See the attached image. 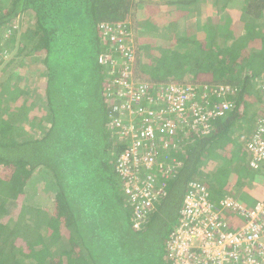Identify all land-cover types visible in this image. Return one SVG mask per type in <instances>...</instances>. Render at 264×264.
I'll use <instances>...</instances> for the list:
<instances>
[{"label": "trees", "instance_id": "16d2710c", "mask_svg": "<svg viewBox=\"0 0 264 264\" xmlns=\"http://www.w3.org/2000/svg\"><path fill=\"white\" fill-rule=\"evenodd\" d=\"M140 1L0 0V179L7 182L3 192L11 199L29 196L30 229L41 235L44 231L42 244H31L29 253L8 247V258L0 254V264H176L167 241L188 183L203 180L210 200L219 201L224 194L210 186L226 173L225 162L220 159L214 173L201 166L218 150L234 146L236 134H242L246 149V139L264 121V0L248 1L243 9L248 19L241 28L219 8L218 14L195 18L172 41L160 44L138 37L157 28L151 16L136 21L143 14ZM191 1L146 3L180 9L162 27L167 34L179 18H191ZM130 18L135 54L133 78L126 81L148 83L153 98L159 97L154 88L183 85L190 89L188 104L212 111L210 116L203 111L204 119L196 123L189 115L166 139L157 131L148 141L163 154L161 160L175 158L178 165L165 194L138 227L131 220L124 181L115 171L124 148L112 110L123 96L113 93L120 87V65L109 69L110 61L99 60L105 54L121 58L99 25ZM192 28L193 33L186 32ZM35 92L41 102L33 98ZM143 99L133 101L139 119L148 117L139 111L147 109ZM183 125L187 128L181 130ZM165 141L169 147L161 154ZM246 151L248 167L262 170L263 163L249 165L251 153ZM258 199L244 204L252 207ZM6 212L3 205L0 215ZM237 224L241 221L232 227ZM14 251L17 258L11 259Z\"/></svg>", "mask_w": 264, "mask_h": 264}, {"label": "built area", "instance_id": "2783aa9c", "mask_svg": "<svg viewBox=\"0 0 264 264\" xmlns=\"http://www.w3.org/2000/svg\"><path fill=\"white\" fill-rule=\"evenodd\" d=\"M125 24L103 22L99 28L101 34L113 43L112 48L118 52V57L127 61L121 69L125 71L123 76L120 72L116 81L124 80L123 91L127 92L129 87L135 89L130 96L123 93L112 110L118 115L114 119L118 126L117 136L124 143L115 160V171L124 181L132 206L131 220L133 226L138 227L152 212L155 201L165 194L166 182L174 175L178 165L175 158L168 161L160 159L169 147L167 141L161 144L162 155H158L148 141L154 138L157 131L164 134L160 135V139H166L177 127L176 124L187 122L189 115L193 114V122L196 123L198 119H204L203 111L207 116L212 115V111L203 110L194 102L188 104L185 99L190 95V89L182 88L183 85L169 83L157 90L154 88L159 97L153 98L148 91V83L126 81L133 78L131 66L135 45ZM101 57L105 61L111 58L108 54ZM143 97L148 101L147 109L140 108L139 111L140 114L147 112L148 117L139 119L133 101H140ZM148 103H156L158 108L151 109ZM223 106L226 107V104L223 103ZM184 128L187 127L183 125L180 129ZM172 147H177V144L172 143ZM245 147L251 153L250 166L264 164V121L258 124L255 134L246 139ZM227 211L234 214L226 216ZM238 221L241 224L232 227V222ZM167 249L176 264H264V196L252 207L240 203L230 194L215 203L210 200L204 184L191 181L183 196L178 222L169 235Z\"/></svg>", "mask_w": 264, "mask_h": 264}, {"label": "rangeland", "instance_id": "374dc122", "mask_svg": "<svg viewBox=\"0 0 264 264\" xmlns=\"http://www.w3.org/2000/svg\"><path fill=\"white\" fill-rule=\"evenodd\" d=\"M136 1L138 2L139 0H136ZM218 2H219L218 0H208L207 4L205 6H203L202 8L206 10L207 14H214V13L218 14V12H220V10H219L220 4ZM139 3L141 5V7L139 8L140 9L139 13H143V14L137 16L136 21H141L142 16H144V17L145 16H147V17L151 16L150 18L153 21V23H155L157 25V28L149 29V30H147V32H144L143 34H139L138 37H139V39H148L150 41L157 40L153 44H160L159 43L160 41L162 42L165 40H167L169 42L172 41L175 34L179 31H181L185 25H188V23H190V22L192 23L193 19H194L193 17H191L190 19L179 18L176 26L174 25V27H176V28L170 27V31L167 32V34H163L161 32L162 27L166 28V25L170 21H174L176 18L174 20H172V17L174 16L173 14L175 11L177 12L180 9H177L178 8L177 7L175 9V11H172V10L167 11L168 10L167 8H170V7H165L163 5H158V6L157 5H149L144 1H140ZM196 6L198 7L199 4ZM196 6L189 5L187 7L193 8ZM224 10L225 9H223L222 13L225 16V13L227 11L226 10L224 11ZM212 21L214 22V20H212ZM20 23L22 24L23 27H25L24 26L25 20L21 21ZM128 23H129V32L128 33L130 34V37L132 39L134 35L136 36V33H135L133 26L131 25L132 24L131 18L127 21L126 24L128 25ZM139 26L141 28L142 26H144V23L139 24ZM237 26L240 27L241 25L238 24ZM240 28L236 31L237 33L240 32V30H241ZM193 30L195 31V28H192L191 30L188 29V30H186V32L188 31V33L190 34V33H193ZM219 40H222V39L219 38ZM108 55H109V57H111L110 54H108ZM101 56H103V55H101ZM116 59H117L116 57L110 58L111 66H109V69H111V67L113 68L115 66L120 65V66H118L120 69L119 71L122 74L121 76H123V73L125 71L121 70V69L123 68L124 65H126L127 61L124 59L121 60V58H120V61H118ZM99 60L105 61L103 59V57H101ZM29 63L31 64V66H33V64H35L34 60L30 61ZM31 66H28V67L26 66L25 68H28L27 70L29 71V70H32ZM38 66H41V65L38 64ZM131 72H133V65L131 66ZM132 75H133V73H132ZM133 81H134V83L140 82L138 79H133ZM116 82L120 87L118 89H113V93H115V92H116V94L125 93L126 96H130L135 92V89L131 88V87H129V89L127 88V92L125 90L123 91V87H125L123 79H119V81H116ZM129 86H131V85H129ZM111 92H112V90H111ZM33 95H34L33 98L36 101L41 102L40 100H38L37 92H35V94L33 93ZM107 96H108V98H111L113 101L114 98L111 97L110 93L109 94L107 93ZM242 150L243 151H240L237 148V146L234 145V146H232V149H229L227 151L222 150L215 155L216 158H220L223 161H225L226 158H229V161L225 162L226 165L228 166V173H227L228 176L226 178L227 180L224 182L225 186L229 185L230 187H232V185H230V184L232 183L233 175L229 172V169H232V172L236 175H242V172L244 170L243 166L244 165L246 166V164L248 162V157H249V154L246 151V149L243 148ZM247 154H248V157H247ZM207 163H205L201 166L203 172H208L210 169V166H208ZM0 178H1V176H0ZM6 187H7V182H5V180H3V179H0V212L3 209V205H4L5 212L7 211L6 212L7 215H5V216L0 215V240L4 241V246H5V252H4L5 256L3 255L2 257L8 258V254H9L8 247L13 246V239H15L17 246L22 247L24 249V252L29 253L30 252L29 246L31 244H33L34 242H37L38 244H42V242H43L42 240L44 238L41 234H39L35 231H32L30 229V226L32 223V217H31L30 213L28 212L30 209V206H29V199L30 198H29V196L25 195V196H22L21 199H18V200L14 199L13 200L3 192V190L6 189ZM244 196L245 195L242 194V192H241L237 196V200L240 203H244L245 201L250 203L251 200L244 198ZM23 233L26 234L27 236L24 237L22 235ZM16 256L17 255H16L15 251L13 253H11V257H12L11 259L17 258Z\"/></svg>", "mask_w": 264, "mask_h": 264}, {"label": "crops", "instance_id": "0c3cea01", "mask_svg": "<svg viewBox=\"0 0 264 264\" xmlns=\"http://www.w3.org/2000/svg\"><path fill=\"white\" fill-rule=\"evenodd\" d=\"M189 1H191V0H189ZM194 1H191L189 4L192 6H196L199 4V6L194 7L195 10L197 8L198 9L196 11L194 10L193 15L191 16L194 18V19L192 18L193 21L195 20V18H204V17H206V15H210V16L213 15V14H207L206 10L202 8L203 6H205L207 4L208 0H194ZM218 1H219L218 3L220 4L219 8L222 9V11H223V9H225L227 11L226 13L231 14V15L226 16V18H228V20H230L232 22H236L240 25H242L244 22L247 21L248 16L244 14L243 9L246 7L249 0H218ZM203 11H204V13H203ZM214 14H216V13H214ZM256 39L259 40L258 38H256ZM241 136H242V134H240V135L236 134L234 136V138H235V141H234L235 144L234 145L237 146V148L240 151H243L242 149L244 147L242 146V137ZM231 145H233V144H231ZM229 149H232V146H227L225 151H227ZM220 151H222V149L218 150V152H220ZM247 157H248V154H247ZM210 160L211 161H207L208 162L207 165L210 166L211 173H214V172H216V169L220 165V163H218L220 158H216L215 156H210ZM228 161H229V158H226L224 162H228ZM225 166H226L225 167V172H226L225 175L224 176L222 175L221 178L218 179V181H216L215 183H213L210 186V188H214L216 190H219V192L224 194V195L230 194L233 197L238 196L242 192V194L245 195L244 198L250 199L251 201L255 200L256 198H261L264 196V168L262 169L263 172H260L262 170L254 171L253 168H249L248 165L246 164V166L245 165L243 166L244 170L242 172V175H236L232 172V169H229V172L233 175L232 183L230 184V185H232V187H230L229 185H226V186L224 185V182L227 180L226 178L228 176V174H227L228 173V166L226 165V163H225ZM196 179H198V178H196ZM198 180H201V179H198ZM201 181H199V182H201V183L204 182L203 180H201ZM43 234H44V231L42 232V235ZM43 238H44V236H43ZM15 246H17L16 241H15V239H13V247H15ZM8 251H9V249H8ZM4 252H5L4 241L0 240V254H2Z\"/></svg>", "mask_w": 264, "mask_h": 264}, {"label": "clouds", "instance_id": "9594fccd", "mask_svg": "<svg viewBox=\"0 0 264 264\" xmlns=\"http://www.w3.org/2000/svg\"><path fill=\"white\" fill-rule=\"evenodd\" d=\"M150 3H153V2H150ZM157 3V2H156ZM128 30H129V27H128ZM100 57V56H99Z\"/></svg>", "mask_w": 264, "mask_h": 264}]
</instances>
